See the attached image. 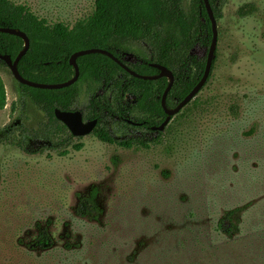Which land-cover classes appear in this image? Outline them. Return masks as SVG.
<instances>
[{
    "label": "rangeland",
    "instance_id": "rangeland-1",
    "mask_svg": "<svg viewBox=\"0 0 264 264\" xmlns=\"http://www.w3.org/2000/svg\"><path fill=\"white\" fill-rule=\"evenodd\" d=\"M13 1L71 27L95 6ZM247 5L255 10L242 15ZM221 13L210 80L162 144L125 149L91 134L62 156L0 143V264H264V0H224ZM128 49L149 56L144 46ZM194 54L205 59L206 50ZM0 78L2 130L23 114L10 69L0 68ZM88 104L84 83L79 108ZM42 121L28 100L26 127ZM94 190L99 215L82 217L81 201Z\"/></svg>",
    "mask_w": 264,
    "mask_h": 264
},
{
    "label": "trees",
    "instance_id": "trees-1",
    "mask_svg": "<svg viewBox=\"0 0 264 264\" xmlns=\"http://www.w3.org/2000/svg\"><path fill=\"white\" fill-rule=\"evenodd\" d=\"M186 2L95 0L94 11L71 27L63 22L50 23L27 5L0 0V27L23 32L30 39V48L18 64L21 76L28 81L49 85L69 82L76 75L70 64L72 56L83 50L101 49L111 52L142 76L158 77L161 71L153 65L170 70L175 83L166 105L173 109L203 78L213 41V24L204 1L192 0L190 10L186 8ZM223 2L210 0L217 23L222 18ZM253 10V5H247L240 13L246 15ZM131 44L144 46L149 56L132 54L128 49ZM198 47L206 50L205 59L194 54ZM25 49L22 38L0 32L1 55H8L15 61ZM78 65V82L61 90L30 88L16 81L20 93L18 104L23 114L19 121L23 120V123L14 122L0 130V143H10L30 155L47 151L67 155L66 148L73 144L75 137L57 119L56 110L81 111L85 121H98L93 134L107 144L142 150L163 143L164 133L153 132L151 128L160 126L167 118L162 106V98L170 83L167 78L155 81L138 79L102 54L80 57ZM2 67L9 69L0 59ZM84 83L89 88V104L81 110L79 99ZM28 100L45 114V121L36 129L26 127L24 123ZM6 105V89L0 78V109H5ZM17 105L14 104L13 111ZM112 127H116L117 134ZM170 129L168 127L167 132ZM37 144L41 146L35 149ZM98 193L94 190L82 199L79 210L82 217H98ZM47 237L40 236V245L47 241Z\"/></svg>",
    "mask_w": 264,
    "mask_h": 264
},
{
    "label": "water",
    "instance_id": "water-1",
    "mask_svg": "<svg viewBox=\"0 0 264 264\" xmlns=\"http://www.w3.org/2000/svg\"><path fill=\"white\" fill-rule=\"evenodd\" d=\"M203 1L206 5V9L208 11V14L213 24V41H212V44H211V47L208 53L205 73H204L203 78L198 83V85L193 89V91L175 109H169L166 105L168 94L171 91L175 83V76L170 70H168L166 67L161 66V65H153L154 68H157L158 70L161 71L158 77H147V76L139 75L136 72L132 71L126 64H124L121 60H119L109 51L101 50V49L83 50L81 52L74 54L70 60V64L76 70V75L74 79H72L71 81L63 83V84H57V85L40 84L36 82H31L23 78L18 69L19 62L21 61V59L24 57V55L27 53V51L30 48V39L23 32L16 31L14 29H9V28H1V27H0V32L22 38L24 42L26 43V49L17 57L15 61H13V59L10 56L1 55V54H0V59L6 63V65L10 69L12 75L14 76L17 82H19L22 85L28 86L30 88L42 89V90H61V89L68 88V87L75 85L80 78V68L78 65V59L80 57L91 55V54H102V55L108 56L109 58L114 60L117 64H119L131 76L136 77L138 79H142L145 81H155L158 79L167 78L170 81V83L162 98V106L167 115V118L160 126H154L151 128L153 132L163 133L168 127V125L170 124V122L172 121V119L176 117L178 114H180L201 93V91L207 85L210 79V76L212 74L214 60L216 57L217 43H218V30H217L218 23L215 19L213 9L210 4V0H203ZM56 117L59 121H61L63 124L66 125V127L70 130V132L76 138H82V137L93 134L98 124V121L96 120L86 123L84 121V115L81 111L62 112L60 110H56ZM129 123L134 124L132 121H129ZM137 125H142V124H137Z\"/></svg>",
    "mask_w": 264,
    "mask_h": 264
},
{
    "label": "flooded vegetation",
    "instance_id": "flooded-vegetation-1",
    "mask_svg": "<svg viewBox=\"0 0 264 264\" xmlns=\"http://www.w3.org/2000/svg\"><path fill=\"white\" fill-rule=\"evenodd\" d=\"M173 109H175V108H173ZM85 121V120H84ZM86 123H88V122H90V121H85ZM137 125V124H136ZM138 126H142V125H138ZM76 138V137H75Z\"/></svg>",
    "mask_w": 264,
    "mask_h": 264
}]
</instances>
